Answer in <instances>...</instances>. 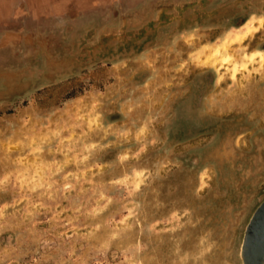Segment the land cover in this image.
I'll list each match as a JSON object with an SVG mask.
<instances>
[{
    "label": "rangeland",
    "instance_id": "rangeland-1",
    "mask_svg": "<svg viewBox=\"0 0 264 264\" xmlns=\"http://www.w3.org/2000/svg\"><path fill=\"white\" fill-rule=\"evenodd\" d=\"M250 16L235 68L199 62ZM254 48L264 0H0V264H245Z\"/></svg>",
    "mask_w": 264,
    "mask_h": 264
},
{
    "label": "bare ground",
    "instance_id": "bare-ground-1",
    "mask_svg": "<svg viewBox=\"0 0 264 264\" xmlns=\"http://www.w3.org/2000/svg\"><path fill=\"white\" fill-rule=\"evenodd\" d=\"M252 20H253V17L250 16L247 19H245L241 24H238V26H235L234 29L229 28V30H231V31H228V33L226 34L225 41L221 45H214V47L209 45V47L206 48V54H205V57L203 58V60H200L199 59L200 57L198 58L200 60L199 62H201L202 65L207 63V65L211 64L212 66H215V64L217 62L216 66L218 67V69H221V68H225V69H231L232 68L233 69V68H235L236 67L235 57L232 56L233 53H231V51H230L231 43H233L232 41H235V40L238 41V40L243 39L244 37L250 36L252 33L255 32V30L258 28L257 25L261 22V19L257 18V21H256L257 23H255V22L253 23ZM234 56H235V54H234ZM262 57H264V48H254L252 50H249L245 54V61L249 62V63H254L258 58L261 59ZM238 61H236V62H238ZM262 61H264V59H262ZM261 63H264V62H261ZM216 66H215V68H216ZM243 67L246 68L245 66H243ZM253 68H255V67H253ZM246 69H248V68H246ZM235 70L237 71V68ZM223 72H225V71L223 70ZM220 73L221 72H219V74ZM240 75H241V73H240ZM242 254L244 257V263L247 264L246 259H245V255H244V253H242Z\"/></svg>",
    "mask_w": 264,
    "mask_h": 264
},
{
    "label": "water",
    "instance_id": "water-1",
    "mask_svg": "<svg viewBox=\"0 0 264 264\" xmlns=\"http://www.w3.org/2000/svg\"><path fill=\"white\" fill-rule=\"evenodd\" d=\"M243 244L247 264H264V203L252 216Z\"/></svg>",
    "mask_w": 264,
    "mask_h": 264
},
{
    "label": "flooded vegetation",
    "instance_id": "flooded-vegetation-1",
    "mask_svg": "<svg viewBox=\"0 0 264 264\" xmlns=\"http://www.w3.org/2000/svg\"><path fill=\"white\" fill-rule=\"evenodd\" d=\"M72 96H74V94H70V96H69V97H72Z\"/></svg>",
    "mask_w": 264,
    "mask_h": 264
}]
</instances>
